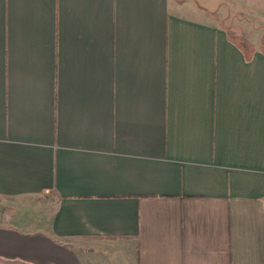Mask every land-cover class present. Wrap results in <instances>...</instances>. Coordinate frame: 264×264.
<instances>
[{"label":"crops","instance_id":"obj_1","mask_svg":"<svg viewBox=\"0 0 264 264\" xmlns=\"http://www.w3.org/2000/svg\"><path fill=\"white\" fill-rule=\"evenodd\" d=\"M250 31L176 0H0V264H264Z\"/></svg>","mask_w":264,"mask_h":264},{"label":"rangeland","instance_id":"obj_2","mask_svg":"<svg viewBox=\"0 0 264 264\" xmlns=\"http://www.w3.org/2000/svg\"><path fill=\"white\" fill-rule=\"evenodd\" d=\"M179 6L200 12L221 25H233L241 31L251 30V34L264 36V12H247L248 7L258 4L262 7L264 0H176ZM263 27H260V26ZM243 37L248 35L242 33Z\"/></svg>","mask_w":264,"mask_h":264}]
</instances>
